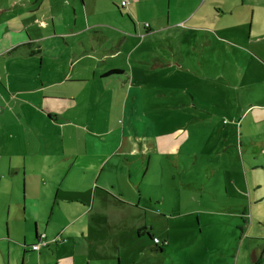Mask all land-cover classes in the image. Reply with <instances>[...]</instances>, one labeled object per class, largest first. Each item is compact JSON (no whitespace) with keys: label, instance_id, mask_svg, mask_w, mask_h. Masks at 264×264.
Returning <instances> with one entry per match:
<instances>
[{"label":"rangeland","instance_id":"obj_1","mask_svg":"<svg viewBox=\"0 0 264 264\" xmlns=\"http://www.w3.org/2000/svg\"><path fill=\"white\" fill-rule=\"evenodd\" d=\"M211 1L219 2L212 4L215 10H226L228 14L221 17L211 11L209 16L212 17L206 22L215 29H218L215 24L222 22L226 25L230 19H235L234 24L242 20L246 22L244 15L251 14L254 7L256 20L264 22V0H247L244 6L229 11L221 4L229 0H205L207 4ZM254 1L261 4L256 5ZM48 3L0 0L2 46L12 44V37L21 36L25 41L30 34L32 39H39V33L46 30L42 27L53 26L52 20L58 32H66V0ZM230 3L235 4V0ZM37 7L40 10L36 11ZM147 10L153 13L154 8L150 5ZM230 10L233 15H230ZM43 12L50 16L46 17ZM134 19L138 24V34H129L122 39V55L117 58L109 53V62L99 63L98 66L84 64L93 69H106L105 72L125 71L123 75L121 72L104 76L98 73L96 78H89L85 84L74 81L51 84L50 81L66 74V61L65 58L51 56L53 45L50 42H46L48 47L41 53L32 54V47L24 46L8 57L9 64H15L17 69L14 73L21 78L35 75L44 78L43 84L38 81L40 100L36 95L27 99L36 98L46 109L60 113L62 123L71 126L66 127L65 143L52 138L48 141L49 145H65L69 153L87 152L91 147L83 139L85 134V137L100 140L104 147L101 150V172L97 174L100 178L94 186L97 200L102 194L103 201L101 206L91 210L101 215L92 219L96 233L89 228L88 213L82 216L81 210H74L72 205L65 217L64 210L59 207L60 202L57 204L66 218L67 237L80 239L79 235L85 233L97 241L89 256L77 258L78 264H264L255 260L254 248L243 247L248 236L244 232L249 230L252 222L250 193H247L246 202L250 216L244 219L242 196L235 190L238 188H233L227 181L233 178L237 182L239 175L236 173L240 169L237 162L238 133L234 134L231 124H225L224 119L236 118L237 121L238 112L245 103H251L252 97L249 93L233 89L223 78H208V75L216 76L217 72L223 74L226 58L222 44L210 47L208 33L199 32L196 36L198 40L190 34H181V30L176 37L172 35V39L166 41L157 37L145 39L139 27L145 20L141 17ZM94 20L104 25L115 22L112 17L95 16ZM10 26L11 32L6 31ZM4 32L15 35H3ZM218 33L227 42H242L237 34ZM53 36H59L55 44L65 43V37L62 40L59 34ZM54 52L63 54V49L57 45ZM257 59L260 60L259 57ZM24 67L28 68L23 70ZM227 70L230 75L235 71L232 67ZM129 85L141 92L139 111H133L134 102L128 99L125 87ZM91 87L95 92L91 91ZM40 116L51 126L47 121L48 115ZM88 128L92 131L88 132ZM110 130L116 131L114 138L119 133L128 132L135 141L146 135L145 138L155 144L149 153L151 162L143 159L141 154H113L106 150L110 138L106 133ZM260 172L264 175L263 169ZM39 185L40 180L36 187ZM81 188L87 190L89 183L84 182ZM106 191L122 202L128 199L138 201L136 196L141 192V207L145 209L136 207V204L135 207H128L117 201L111 205L105 200ZM119 193L126 198L117 196ZM251 194L254 196L253 189ZM40 209L43 210V207L40 206ZM87 209L89 212L91 206ZM254 213L264 222V200ZM80 214L83 218L78 222ZM54 218L58 221L57 213ZM71 224L72 229H68ZM22 228L25 229V225ZM2 229L7 231L6 227ZM155 238L160 240L159 244L155 243ZM248 239L252 240L253 236L249 235Z\"/></svg>","mask_w":264,"mask_h":264},{"label":"crops","instance_id":"obj_2","mask_svg":"<svg viewBox=\"0 0 264 264\" xmlns=\"http://www.w3.org/2000/svg\"><path fill=\"white\" fill-rule=\"evenodd\" d=\"M32 1L49 4L48 1L53 0ZM123 1L66 0V32H58L55 21L52 20L53 26L42 27L46 30L39 33L37 40L32 39L29 34V39L25 41L21 36L12 37L13 43L9 46L4 47L0 43V264H78L77 258L89 256L97 241L85 233L79 235L80 239L67 237L64 224L66 212L69 213L73 205L74 210H81L82 216L88 213L89 228L95 234L96 226L92 219L101 215L92 213L91 210L97 209L103 201L102 194H99L97 200L94 187L100 178H97V174L101 172L103 164L101 150L104 147L101 141L91 139L87 135L85 137L83 134V139L87 140L91 149L82 153L78 151L69 153L65 145L62 147L59 144L54 146L53 143L49 145L48 141L52 138L65 143L66 127L71 126L69 123H62L60 113L57 111L54 113L53 109H46L36 98L27 99L28 96L36 95L40 100L37 92L40 89L38 81L43 84L44 78L39 75L21 78L20 75L14 73L17 69L15 64H9L8 57L24 46H31L32 54L41 53L44 48L48 47L46 42H50L53 45L51 56H57L59 59L65 58L66 61V74L53 79L50 81L51 84L69 81L85 84L89 82V78H96L98 73L101 76L112 75L109 71L105 72L106 69H93L84 64L91 63L98 66L99 63L109 62V57L107 58L109 53L111 57L117 58L122 55L120 54V50L123 49L122 39L129 34L136 35L138 24L134 18L139 17L145 20L144 24L139 26L140 34L145 39L157 37L166 41V39H172V35L176 37L179 34L178 30H181V34H190L198 40L196 36L199 32L208 33L210 47L222 44L226 56L223 61V74L217 72L216 76L208 75V78L214 80L223 78L233 89H238L243 94L249 93L252 97L251 103H245L242 110L238 112L237 121L236 118L229 121L224 119L225 124H231L233 127V133H238L237 162L240 169L239 173H236L239 175L237 182L233 178L227 181L228 184L233 185V188L237 187L238 189L235 190L242 196L241 206L243 207L241 208L244 211V219L250 216L247 213L246 203L247 193H250L252 222L250 228L248 227L249 230L244 233L247 232L248 236L252 235L253 239L249 240L247 236V242L246 240L243 242V247L254 248L255 260L264 263V222L254 213L255 208H260L264 200V175L260 172L261 169L264 170V22L256 20L254 7L251 14L248 12L244 15L246 22L242 20L234 24L235 19H230L226 25L222 22L215 24L218 25V29H215L206 22L212 17L209 16L211 11H215L221 17L228 15L225 9V11L218 9L217 11L213 8L212 4L216 5L219 2L211 1L207 4L205 0H127L128 4L124 6ZM230 1L221 2L228 11L247 4V0H235V4ZM254 3L261 4L256 1ZM150 5L154 8L153 13L147 10L150 9ZM38 10H40L39 7L36 8V11ZM45 12L42 14L46 17L50 16ZM233 13L231 11L230 15ZM95 16L98 18L112 17L115 22L104 25L105 23L94 20ZM214 16L216 18V15ZM81 18L83 21L80 23ZM8 28L5 30L11 32V26ZM218 31L223 34H237L243 43L227 42L223 36H219ZM57 34L62 40L66 38L63 40L65 43H54V41H59V36L52 38V35ZM3 35L15 34L4 32ZM57 45L63 49V54L54 52ZM43 60L41 59V63H44ZM228 67L235 69L232 75L227 70ZM27 68L24 67L23 70ZM21 69L22 67H20V73ZM120 74H125V71H121ZM127 77L130 78L128 73ZM125 89L130 102H134L133 111H139L141 107L139 97H142L140 90L131 85ZM43 90H45L44 87ZM91 91L95 92V89L91 87ZM123 101L124 99L121 100ZM40 114L48 115L47 121L51 126L42 121ZM144 120L150 122V120ZM87 131L92 130L88 128ZM111 131L106 133L110 135L108 145L105 146L106 150H110L113 154L137 156L141 154L143 159L151 162L149 153L155 144L145 138L146 135L138 137L139 141H135L134 138H130L128 132L119 133L114 138L116 131ZM218 162L221 161L218 160ZM226 171L228 176L231 175L228 167ZM38 180L41 185L36 187ZM86 181L90 188L80 190L81 185ZM252 189L254 196L251 194ZM117 196L126 198L121 193ZM141 196L139 192L136 196L138 201L128 199L122 202L106 191L105 200L111 205L117 201L116 203L125 204L128 207H135L134 204H136V207L142 208ZM58 202H60L59 207L65 212V217L57 205ZM62 202L63 205H61ZM89 205L91 209L88 212L87 206ZM55 213H57L58 221L54 218ZM82 216L80 214V218H77L78 222L83 218ZM22 225H25V229ZM2 227H6L7 231L4 232ZM72 227L71 224L68 229ZM42 233L47 235L48 246H42L39 250L30 249L32 245L39 242Z\"/></svg>","mask_w":264,"mask_h":264},{"label":"built area","instance_id":"obj_3","mask_svg":"<svg viewBox=\"0 0 264 264\" xmlns=\"http://www.w3.org/2000/svg\"><path fill=\"white\" fill-rule=\"evenodd\" d=\"M122 4H123L124 6H126V5L128 4L127 0H124V1L122 2ZM0 111H1V107H0ZM45 239H46L45 234H42L41 237H40V241H39V243L34 244V245L32 246V248H33L34 250H37V249H39L41 246L46 245L47 242L45 241ZM155 243L158 244V243H160V241H159L158 239H155Z\"/></svg>","mask_w":264,"mask_h":264},{"label":"trees","instance_id":"obj_4","mask_svg":"<svg viewBox=\"0 0 264 264\" xmlns=\"http://www.w3.org/2000/svg\"><path fill=\"white\" fill-rule=\"evenodd\" d=\"M120 72H121V71H118V70H112V71L109 72V74H115V73H120ZM42 234H45V233H42ZM42 234H41V235H42ZM41 235H40V237H41ZM40 237H39V238H40ZM45 237L47 238V235H46V234H45ZM155 239H156V238H155ZM58 240H59V239H58ZM158 240H159V239H158ZM38 241H40V240H38ZM45 241H46V239H45ZM159 241H160V240H159ZM46 242H47V241H46ZM55 242H56V241H55ZM38 243H39V242H38ZM158 244H159V243H158ZM32 246H33V245H32ZM32 246H31L30 248H31L32 250H34V249L32 248ZM43 246H48V242H47L46 245H43ZM41 247H42V246H41ZM41 247H40V248H41ZM40 248H39V249H40ZM39 249H37V250H39Z\"/></svg>","mask_w":264,"mask_h":264}]
</instances>
